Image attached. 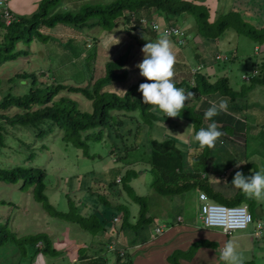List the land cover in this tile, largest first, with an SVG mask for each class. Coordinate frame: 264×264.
I'll return each instance as SVG.
<instances>
[{
	"label": "rangeland",
	"instance_id": "374dc122",
	"mask_svg": "<svg viewBox=\"0 0 264 264\" xmlns=\"http://www.w3.org/2000/svg\"><path fill=\"white\" fill-rule=\"evenodd\" d=\"M101 1L102 0L99 2ZM230 3L231 0H218L217 10L214 11L216 12L215 17L219 11H227L230 8ZM70 4L72 3L70 2ZM262 4H264V0H262ZM71 6L68 5V7ZM237 8L243 9L245 14H249L246 10V5H233V9ZM140 16L146 19L155 18L158 20L157 22L160 24V30L169 22L164 15L158 14L153 8L147 12H140ZM138 18L136 14L135 18L133 20H128L126 24V21L123 20L124 18L120 16L115 20L119 22L118 26L111 31L97 29L100 33L91 32L90 28H84L82 32L74 31L70 26L63 24H57L53 27L42 29V35L35 38L29 45L22 42L17 44V48L29 49L27 56H20L14 60H6L0 64V78L3 80L0 87V96H2L6 90L16 94L23 93L28 89V85L19 79H13L10 84L6 81L8 77L21 71L36 72L37 70L38 73L44 71L45 75H41V78L49 83L55 81L65 84H92L96 78L104 74L105 63L108 60H113L120 54L126 53L127 61L125 62L124 68L128 70V77L123 81L105 87L123 93L129 85L136 82L138 78L143 77L140 75V70L136 67L144 58V54L141 51L142 47L148 41L155 42L161 37L157 38L152 35L151 33H153V31L148 28H143L141 26L137 27L139 26L136 23ZM249 20H251V22L255 21L254 19ZM188 21H190V24L194 23L193 15L181 13L180 15L174 16L171 22L184 31ZM122 24H126V26H121ZM1 32L0 30V35ZM162 33L165 35L164 30ZM195 36V34H191V37H189V34L187 35L188 45L191 44V42L196 44ZM93 38H96V40ZM169 39L173 43L176 62L180 66V70L177 72L178 74L176 73L177 75L175 74L174 77H177L178 80L189 77L190 69L193 67L191 66L190 60L188 61V58L194 56L191 55L192 51L188 50L189 48L186 44L177 46L178 37L169 36ZM138 40L140 42L145 41V43H137ZM217 40H219L221 44L220 56L222 57L225 53L232 51L234 46H237V34L235 32L232 36L231 29H226ZM239 40V44L242 46L234 53L236 57L230 61H218L217 65H226L228 69L231 70V80L229 79V84H232L231 86L234 90H241L245 92L244 94H248L247 101L251 106H249L250 111H246L245 113L247 114L249 131L254 130L252 122H254V124H259L260 129L264 130V125L261 124V121H264V86L255 88L253 92L249 94V84L251 82L249 84L245 83L248 81L243 79L241 75V73L243 74V72L245 73L246 71L250 76L252 68L257 64L258 59L264 55V47H261L262 51H251L255 45L253 39L240 35L238 36V41ZM93 50L95 51L94 56L92 55ZM208 54L212 56L209 50ZM248 56L257 60L255 65H251V60ZM242 57H245V60ZM234 61L236 64L232 65ZM210 63L211 62L208 64ZM174 68L176 67L174 66ZM259 68H263L262 72H264V59L262 63H260ZM87 70H89V74H87ZM202 71L207 73L214 72L211 65L205 66ZM217 77L219 76H216V78ZM216 78L214 76H209V80L212 82L215 81ZM239 79H242L244 82L237 81ZM61 94L75 99L81 110H91V101L81 94L66 92ZM134 95L142 96V93L137 90ZM235 99H237V96ZM252 110H254V112ZM251 117H256L258 121L252 120ZM163 119L167 120L165 117H163ZM170 124H173V122ZM41 127L45 128V124ZM173 127L174 126L170 127L169 132L172 131ZM125 128H127V126ZM36 129L37 128L30 126L18 127L14 129L15 131L13 133L6 135L5 146L0 148V166L27 165L40 167L45 170V193L48 197V202L53 205L55 210H59L61 213L68 211L70 207H74V210L81 214H85L91 211V209L87 208L88 203H91L95 209H99L103 206V198L108 199L111 197L114 202L120 201L125 204V206L127 205L132 208V214L130 212L128 219V228L130 229H120V222L112 221L113 213H117L118 215L119 211L112 207L104 208L105 212L108 213L109 211L110 213L107 217V229L116 231L119 238H112V235H110L111 238H88L85 233L81 234L80 237H76L75 233H63L60 228L53 225L55 224L54 222L57 221L64 225L66 224L65 226H70V224L64 220L52 216L44 209V203L38 202L34 197L32 190L33 186L20 188V182L8 183L0 181V202H5L0 203V223H5L8 219L7 229L14 234L15 238L19 240L28 237L35 238V235L38 234L43 236L46 235V237L51 239L52 247L55 248V246H57L55 243L58 242L53 238H62L64 235L60 248L62 257L58 251L55 254L52 252H39L34 259L35 264H65L70 262L72 258V250L70 247L79 246L85 238V242L88 243L85 248L80 250L79 259H72L77 260L75 262L76 264L80 263L81 257H90L94 259L99 256L104 258L106 262L104 264H115L117 255L126 256V254L128 256H126L125 260L131 259L136 264H145L144 261H137V259H141L142 256L147 258L150 252L159 246V242H155L158 238H122L123 236H127L126 234L128 232L134 236V232L141 234L140 231L145 229L146 235H152L155 226L163 223L162 214L165 215L167 212L170 214L169 217L171 219H175L176 216L180 214V216L183 217V222L195 228L202 226V221L200 219L201 201L199 200L198 194L203 190L190 189L183 191V193L173 194L172 196H162L158 194L151 185L152 174L149 169H144L148 165L147 158L150 149L147 139L149 141V138L156 136V130L154 131L153 128L149 130L145 125L135 138L131 137L129 140L125 139L131 144V147L127 151L126 159L117 161L114 160V156L108 154L110 144L107 140L97 142L89 141V152L93 154V156L89 157L84 155L83 149L76 146L72 139L63 136L64 130L54 127L44 136L39 137L35 135ZM220 131L224 134L231 132L230 135H233V131L230 127H226V130L222 127ZM156 137H158V135ZM231 139L230 137L227 140H223L220 145L212 150V157L210 160H212L213 163L215 162V164H219L218 162L222 164L221 168H219L221 169L219 173L218 166L212 165L211 172L215 175L210 181L213 183L219 179H225L228 180L231 185V174L235 175L237 169L243 170L242 173L245 176H251L253 172L257 171L264 173V161L260 158L262 154L257 155V165H251L247 170L245 165L253 159L247 157V160H245L242 157L241 151L236 149L237 144L233 139L232 142ZM189 144L192 145L193 142ZM255 148L258 147H253L250 143L245 151L246 156L254 155ZM202 150L203 149L197 151L196 149H191V155H188V157L192 160H196L198 153L202 152ZM31 153H34V157L28 159L27 156ZM127 168L139 170L137 177L132 179L130 184L136 194L145 196L143 198H146L148 201V213L153 217L152 221L146 223L143 227L139 226L137 222L139 204L128 196L126 191L122 189L121 184L116 185L113 183L117 176H121ZM199 171L202 173V176H206L207 172L205 170L200 169ZM248 172H251V174L248 175ZM110 182L115 186H109ZM117 186H119L122 191V197L118 201L116 197H112L113 193L111 192V189L113 188L115 190L118 188ZM87 187H89V191H92L94 194L86 193ZM210 201L220 202L214 199H210ZM246 205H248L249 211L253 216V222L249 223L245 229H237V233L242 232L245 234L242 236L239 233V237L237 238H251L252 241L255 242V237L252 233L255 231V226L258 221L263 223V229L261 231L264 236V203L254 201L246 203ZM164 225H166V223H164ZM73 228L81 229L79 225H75ZM73 231L75 232V230ZM97 235L98 233H96V236ZM229 238L233 237L230 236ZM7 242L8 243L4 246L0 247V264H17L21 247L19 248L17 246L19 244L16 242L14 243L17 245L9 243V241ZM40 242L41 241L37 243L38 248L43 247V243ZM255 244L264 246V238L258 239ZM31 251V249H27V255H21V264H28ZM94 253L97 254L92 256ZM160 260L159 258V262ZM31 264L34 263L31 262Z\"/></svg>",
	"mask_w": 264,
	"mask_h": 264
},
{
	"label": "trees",
	"instance_id": "16d2710c",
	"mask_svg": "<svg viewBox=\"0 0 264 264\" xmlns=\"http://www.w3.org/2000/svg\"><path fill=\"white\" fill-rule=\"evenodd\" d=\"M99 1L40 0L32 13L17 15V20L12 21L10 24L0 21V30L2 31L0 35V64L6 60H14L20 56H27L29 49L17 48V44L22 42L29 45L35 38L42 35L41 30L44 28L63 24L79 31L92 27H98L97 29L99 30L111 31L119 25V22L115 21L118 17H123L126 24L131 19L129 15L125 14L126 12L140 16L141 11L152 8L158 14L164 15L168 21H171L172 18L174 19V16L181 13L193 15L194 24L192 29L200 35L203 42H213L226 29H232L238 36L244 35L254 40L255 45L251 51H262L261 47H264V4H262V0H235L234 5H246L248 15L241 8L233 9L232 5L227 11L219 12L213 21H209V7L202 3L205 0ZM68 5L72 6L68 7ZM252 17H254V22L249 20ZM150 23L151 20L148 19L147 24ZM126 24H122L121 26H126ZM97 32L100 33L99 31ZM93 39L96 40V38ZM239 42L230 53H225L223 57L220 56V49L217 51V46H209L212 56L208 55V61L213 60L217 64L218 61H230L231 58H235L236 55L234 53L242 46ZM94 53L95 51L93 50V56ZM215 55L217 56L215 57ZM242 58L245 60V57ZM248 58L251 60L252 66L256 64V59L250 56ZM126 61L127 55L125 53L120 54L113 60H108L105 63L104 74L88 85H80L79 83L65 84L55 81L49 83L41 78V75H45V72L40 71L41 73H38L37 70L36 72L21 71L8 77L6 81L9 84L13 79H19L28 85V89L23 93L16 94L6 90L0 96V148L5 146L6 135L13 133L15 128L24 126L37 128L35 135L42 137L56 127L64 130L63 136L72 139L76 146L81 147L85 156H93L89 152V141L107 140L110 144L108 154L114 156L115 161L126 159L127 151L131 147V144L125 139L135 138L145 125L149 130L153 128L157 119L155 110H158L155 106L144 104L142 96L134 95L140 83L150 82L145 77L138 78L123 93L105 88L127 78L128 70L124 68ZM201 63H198L200 70L191 75L193 84L189 82V78L174 79L176 87L188 91H196L201 94L218 92L220 95H226L231 98L237 94V91L230 86L229 78L226 76H219L215 81H210L209 76L213 74L203 72L201 66L205 67L204 63L206 61H201ZM176 64L178 65V63ZM178 67L180 68L179 65ZM253 68L250 76L253 74ZM88 72L89 70H87V74H89ZM243 74L249 76L246 71ZM250 76L248 82L251 79L252 82L249 84V87L258 80H264V76H260L259 74ZM2 82L3 80L0 78V87ZM63 92L81 94L91 101V110H81L77 101L67 95H62L61 93ZM178 117L191 120L193 134L199 131L197 126L199 125V118L201 116L195 109L185 104V108ZM176 118H172L171 120ZM44 124L45 128H42L41 126ZM126 126L127 128H125ZM147 142L150 149L147 158L148 165L144 170L149 169L152 174L151 185L158 194L172 196L173 194L183 193V191L190 189H201L206 192L209 199L220 201L229 206L246 205V203L255 201L254 199H249L232 184L230 185L228 180L219 179L218 181H214V183L210 181L215 175L211 172L212 165L218 166L219 173L221 171L219 168H221L222 164L219 162V164H215V162L213 163L210 160L212 154L209 153L208 148H204L202 152L198 153L196 160H192L188 157V155H191V149L201 150L196 142L192 146L185 148L182 147L181 141H178L172 135H168L165 139L152 137L149 138V141L147 139ZM33 157L34 153L27 156L28 159H32ZM251 165L257 164L252 161L247 163L245 165L247 170ZM200 169L207 172L206 176H202V173L199 171ZM237 171L243 172L241 169H237ZM138 173L139 170L127 168L121 176H117L113 183L116 185L121 184L122 189L126 191L128 196L139 204L137 222L139 226L143 227L146 223L151 222L153 217L148 213V201L146 198H143L145 196L136 194L130 184L131 180L136 178ZM250 174L251 172H248V175ZM233 177L234 174H231V180H233ZM45 178L46 172L40 167L27 165L0 166V181L8 183L20 182V188L33 186L32 190L35 199L38 202H43L44 209L52 216L66 222H75L83 230L88 231L92 235L105 233L106 229L104 226L107 224L109 211L108 213L103 212L98 208L95 209V207H92L91 211L85 214L74 210V207H70L68 211L63 213L55 210L53 205L48 202V197L45 193ZM113 183L110 182L109 186L114 185ZM117 187L115 190L112 188L111 192L113 193L112 197H116L118 201L122 197V191L119 186ZM89 194L94 193L90 192ZM112 199L111 197L108 199L103 198L104 207L102 210L108 207L118 210V218L122 222L121 227L124 224L129 225L130 208L122 202H114ZM0 203L5 202L2 201ZM246 206L248 207V205ZM7 226L8 219L5 223H0V247L8 243L7 241L19 244H15L19 248L21 247L17 264H21L20 257L21 255H27V249L32 250L28 258V264H31L34 256L39 252L57 253L52 247L51 239L46 237V235L38 234L35 235V238L28 237L18 240L12 232L8 231ZM227 236L226 234L225 237ZM39 241L43 243L42 248H38L37 246ZM200 248L215 249L216 243L209 238H196L186 248H175L167 255L166 261L169 264H181V261L188 264L186 262L192 261L197 256L195 254ZM126 256L128 255L126 254ZM126 256L117 255L115 264H132L131 259L125 260ZM215 259H217L215 264L224 263L217 252L215 253ZM196 260L200 262L203 260L202 263L196 264H209V261H206L205 257ZM104 263L106 262L101 256L94 259L91 258L86 262V264ZM193 263L195 262L193 261ZM244 264L264 263H256L249 260L244 261Z\"/></svg>",
	"mask_w": 264,
	"mask_h": 264
},
{
	"label": "crops",
	"instance_id": "0c3cea01",
	"mask_svg": "<svg viewBox=\"0 0 264 264\" xmlns=\"http://www.w3.org/2000/svg\"><path fill=\"white\" fill-rule=\"evenodd\" d=\"M39 1L40 0H9V5H10V8L12 9V11L14 13H16L17 15H22V14L28 15L36 9L37 3ZM234 2H235V0H231L230 8L232 7V5H234ZM202 3L209 7V21H213L215 18V15H216L215 14L216 12H214V11L217 10L218 0H205ZM149 10H143L141 12H147ZM221 11H223V10H221ZM221 11H219V12H221ZM125 14L128 15L127 13H125ZM133 16L135 17V15H133ZM253 18L254 17H252V19ZM172 19H171V21H172ZM154 21H158V20L154 19ZM171 21H169L167 25L162 27L161 30H160V24H158V22H156L158 24V28L155 31L152 30L153 33H151V34L157 38L160 36H163L164 35L162 33L163 30H164V33L166 34L165 30L167 28H169L170 26L176 25V24L172 23ZM193 24H190V21H188L187 27L184 31H185L186 35L189 34V37H191V34L196 35L194 38H195V42L197 45L193 42H191V44L188 45L187 37H186V40L183 44L179 45L176 43V45L182 46V45L186 44V46L189 48V49L188 48L187 49L189 51H192L191 55H194V56H192L191 58H188V61L190 60L191 66L193 68L198 67V65H199L198 63L202 64L201 61H206V63H204L205 66L207 67V66L211 65V68H213L214 72H210V74H213L212 76H214L215 78H216V76H226L230 79L231 70L228 69V67L226 65L220 66V65L214 64L213 60L210 61L211 62L210 64H208V62H209L208 61V59H209V56H208L209 55L208 54L209 46L210 47L217 46V51H218V49H221V44L219 43V40H214L213 42H203V39L200 37V35L195 33L194 30H191ZM143 28H145V27H143ZM148 29H150V27H148ZM73 30L79 31L76 29H73ZM83 30L84 29H82L79 32H82ZM159 30H160V32H159ZM90 31L91 32L92 31L97 32L98 30H97V28L92 27V28H90ZM231 32H232V36H233L235 32L232 29H231ZM141 42H142V44L145 43V41H141ZM141 42L139 40L137 41V43H141ZM207 43H210L211 45L207 44ZM237 43H238V35H237ZM174 45H175V43H174ZM186 46H185V48H186ZM235 47L236 46H234V48ZM229 53H230V51H229ZM263 57H264V55L258 59L257 64L254 66V68L258 69V74L260 76H264V72H262L263 68L262 69L259 68L260 63H262V61L264 59ZM231 59H234V58H231ZM233 64H236V62L235 61L232 62V65ZM175 67L177 68V69L174 68V72L176 74L178 72V70H180V69H179L177 64H175ZM201 67L203 70L204 66H201ZM257 69H253V70H257ZM191 70H192V68L190 69V76L185 77L186 79L189 78V82L192 78L191 77V75H192ZM241 75H242V73H241ZM241 75H240V78H241ZM173 79H177V77H174ZM237 81L244 82L242 79L241 80L239 79ZM250 82H252V79ZM250 82H245V83L249 84ZM229 83H230V81H229ZM230 85H232V84H230ZM259 86H264V80H262V81L258 80L252 86H250L249 87V94H251L253 92V90ZM235 91H237V94H235V96L232 98L229 96H226V95H220L218 92L201 94L199 92L192 91L194 93V96L192 98H190L186 102V104H187V106H190L193 109H195V111L201 116L199 118V125L197 126L200 130L201 128H207V126L210 123H212V120H207L204 118V110L209 106V102L219 103L220 101H225L227 103V111L222 112L220 115H218L216 117H213V120L218 122V124L220 125L218 130H220L222 127L224 130H226V127H230L231 130L233 131V135H230L231 132L224 134L222 137H220L217 140L215 147L220 145L223 140H227L228 138L231 137L235 141V143L237 144L236 149L241 151L242 157L245 160H247V157H250L251 159H253V160H251V159L250 160L252 162H256V164H257L256 158H258L257 155H259V154H262L260 158L264 161V130L260 129L259 124H257V123L254 124V122H252L254 125V130L249 131V127H248L249 123L247 120V114L245 113L246 111H250L249 106H251V104L247 101L248 94L247 93L244 94L245 92H243L241 90H235ZM186 92H188V90H186ZM236 96H237V99H235ZM252 111L254 112V110H252ZM155 114L157 115V119L155 120V123L153 125V129H154V131L156 130L155 134H156V136L158 135L157 138L165 139L168 135L169 136L172 135L178 141H181V143L183 144L182 147L187 148V147L192 146L189 143L184 144L181 140V136H184L187 139H189V141H192V136L194 134H193V127L190 123L191 120L181 119L179 117L174 119V120H171L172 119L171 117L167 118L166 115L163 112H161L159 109L155 110ZM163 117H165L169 121L163 119ZM251 119L258 121L256 119V117H254V118L251 117ZM171 122H173V124H170ZM261 122H262L261 124L264 125V121H261ZM172 126H174V127H173L172 131L169 132V129ZM233 140H232V142H233ZM194 143L195 142H193V144ZM250 143H251V146L258 147V148L254 149V155L246 156L245 151H246V148L248 147V145ZM230 147H233V146H230ZM214 148H211V149L208 148L210 154H212V150ZM88 188L89 187L86 188L87 190L85 192L88 194L90 192L92 193V191H89ZM92 207H93V205H91V203H88L87 208L91 209ZM102 207H100L99 210L104 212L105 210H102L103 209ZM131 210H132V208H130V212H131ZM131 214H132V212H131ZM113 216L119 217L117 215V213H115V214L113 213ZM169 216H170V214L168 212L165 215L162 214L163 223L161 225L157 224L155 226L154 232L152 235H146L145 229H143L140 231L141 234H139L138 232H134V236H132L131 233L128 232L126 234L127 236L122 237V238H158L155 240V242H159V246L157 248L153 249L147 258L142 256V258L141 259L138 258L137 261L142 260L145 262V264H148V263H151V264H169L166 261V257L175 248H186L188 246V244L196 238H209L216 243V248L215 249L200 248L197 251V253L195 254L197 256L192 261L186 262V263L192 264V262L194 261L195 263H193V264H196V263L200 262L199 260H196V259L201 258V257H205V260L209 261V264H215L217 262V259H215V253L217 252L220 255L224 244L228 240H233V241L238 243V245H239L238 251L242 254L244 261L252 260L253 262H256V263H258V262L264 263V246H260L259 244H255V242L258 239L264 238V236L262 235V231H261L259 236H254L255 237L254 238L255 242H254V241H252L251 238H237V237H239V235H238L239 233L242 236L245 235L242 232L237 233V230L232 231L231 233L227 234L228 235L227 237H225L226 234L220 228L204 227L203 224L199 228H195L194 226H191V225L183 222V217L180 216V214H178L175 219H173V218L171 219ZM116 222H120V229L129 227L128 225H125V224L121 227L122 222L119 220V218H118V221H116ZM54 223L55 224H53V225L60 228V230H62L63 233H65V232L75 233L76 237H80L81 234L85 233L86 237L88 236V238H111L110 235H112V238H119L118 233H116V231H112V230L107 229V224L104 226V228L106 229L105 233L98 234L96 236V235H92L88 231L83 230L80 226L79 227L81 229L73 228V227H75V225L78 226L77 223H75V222L74 223L67 222L68 224H70V226H65L66 224L64 225V224L59 223L57 221ZM164 223H166V225H164ZM160 226H162V227H160ZM158 227H160V231H156V228H158ZM128 229H130V228H128ZM73 230H75V232ZM263 233H264V231H263ZM233 234H235V235H233ZM230 236L233 238H229ZM62 238H64V235L62 236ZM62 238H53L58 242V243H55V245L57 244V246H55L54 249L59 252L61 257H62V254H61L60 248H61ZM85 240H86V238L84 239V241L81 242V244L79 246L70 247V249L72 250L71 251L72 258L70 260H72L73 258L77 259V260L79 259L80 250L85 248V246L88 243V242H85ZM136 245H138V244H136ZM137 248H139V247H137ZM101 249H99V250H101ZM74 254H75L76 258L74 257ZM95 254H97V253H94L92 256H94ZM36 256H34V258L32 260V263H34V264H35L34 259ZM159 258L161 259L160 262H159ZM90 259H91L90 257H87V258L81 257V259L79 261L80 263H78V264H86V262L89 261ZM63 260L66 261L65 259H63ZM77 260H75V261H77ZM48 261H50V260H48ZM67 261H69V260H67ZM53 262H54V260H53ZM202 262H203V260H202ZM202 262H200V263H202ZM65 264H67V263H65ZM133 264H136V263L133 262ZM181 264H185V262L181 261Z\"/></svg>",
	"mask_w": 264,
	"mask_h": 264
},
{
	"label": "clouds",
	"instance_id": "9594fccd",
	"mask_svg": "<svg viewBox=\"0 0 264 264\" xmlns=\"http://www.w3.org/2000/svg\"><path fill=\"white\" fill-rule=\"evenodd\" d=\"M127 14L132 20L135 18L133 14H129V13ZM138 17L139 18L138 21H136V23L139 26L137 27L140 26L145 28L150 27L151 31L156 30L151 27L152 22H157L154 21L155 18L150 19L151 23L147 24L148 19H146L143 16H138ZM137 27L135 26V28ZM175 27L177 26L175 25ZM181 31L183 32L184 35L183 36V43H184L187 35L185 31L183 30ZM141 51L144 54V58L141 62H139L136 65V67L140 70V75L145 77L147 81H150L139 84L138 90L142 93L143 103L155 106L161 112H163L166 115V117L176 118L180 116V113L185 108L186 102L194 96V93L192 91L186 92V90L182 88H177L174 83L173 78L175 75L174 66L176 64V54L173 51V43L169 39L168 34L161 36L155 42L148 41L142 47ZM216 56L217 55H215V57ZM193 69H197L196 72L200 70L199 67L192 68L191 71L192 75L196 73V72L193 73ZM253 69H257V68H253ZM252 75L253 76L258 75V69L253 70ZM242 78L247 81L250 80L249 76L245 74L242 75ZM191 81L193 84V78H191L190 82ZM193 87H195V85H193ZM226 111H227V103L225 101H220L219 103L209 102V106L204 110V118L207 120H212V123H210L207 126V128H201L199 131L195 132V134L192 136V141H189V139H187L186 137L181 136L182 142L184 144H188L190 142H196L198 143L201 149H204L205 147L209 149L214 148L217 140L220 137H222L224 133L218 130L220 125L218 124V122L213 120V117H216L220 115L222 112H226ZM231 184L235 188L241 190L249 199H254L258 203H264V173L257 171V172H253L251 176H245L241 171H236ZM237 206H241V205H237ZM250 215H251V219H252L251 223H252L253 216L251 213ZM258 224L260 225L258 226ZM214 228H218V227H214ZM262 229H263V223L258 221L255 226V231L253 232V235L259 236L260 231ZM255 232H258V234L255 235ZM225 234H229V233H225ZM238 248H239L238 243L233 240H228L224 244L223 249L220 253V259L224 262V264H244L243 256L238 251Z\"/></svg>",
	"mask_w": 264,
	"mask_h": 264
},
{
	"label": "built area",
	"instance_id": "2783aa9c",
	"mask_svg": "<svg viewBox=\"0 0 264 264\" xmlns=\"http://www.w3.org/2000/svg\"><path fill=\"white\" fill-rule=\"evenodd\" d=\"M14 20H17V15L10 8L9 0H0V21L4 22L5 24H10ZM151 27L153 29H157L158 24L156 22H152ZM165 32L169 36L178 37V44L183 43L184 35L178 27L170 26L165 30ZM197 69H193V73H195ZM190 83L192 84V81ZM198 197L201 201L200 219L204 227H218L224 233H230L237 229H245L249 223H251V215L245 205L229 206L210 201L209 197L204 191H200ZM112 220L116 222L118 221V217L113 216ZM259 225L260 224H258V226ZM160 227L156 228V231H160ZM257 234L258 232H255V235ZM75 262V260H71L67 264H76Z\"/></svg>",
	"mask_w": 264,
	"mask_h": 264
}]
</instances>
